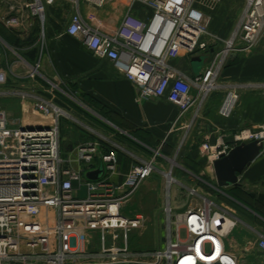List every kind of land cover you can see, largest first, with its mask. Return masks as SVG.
<instances>
[{
	"label": "built area",
	"instance_id": "obj_1",
	"mask_svg": "<svg viewBox=\"0 0 264 264\" xmlns=\"http://www.w3.org/2000/svg\"><path fill=\"white\" fill-rule=\"evenodd\" d=\"M8 1L10 15L1 18V23L10 30L21 24L16 14L21 7L43 25L46 7L56 0ZM68 1L75 11L65 33L78 38L95 57L111 62L134 86L137 102L166 99L176 106L179 114L172 128L195 108L181 144L187 139L204 100L221 88L219 77L230 58L251 52L264 33V0H243L242 14L227 39L208 32V22L194 7V0H130L132 4L148 8L150 16L140 17L128 12L112 35L100 32L79 13L81 1L100 9L106 0ZM202 37L219 46L213 50L204 71L190 78L170 62L197 51H207L209 45L200 42ZM38 69V64L32 67L28 78L35 80ZM242 88L244 86L226 87L219 108L222 117L231 114ZM7 99L30 100L31 107L22 109L20 117H12L0 104V264H241L225 247L224 241L235 224L229 213L217 202L204 199L201 206L173 215L169 205L170 181L167 182L162 242L165 248L140 254L129 249L127 234L140 226L141 219L126 218L119 210L154 173L155 159L163 157L160 150L168 137L153 151V158L140 159L129 153L135 163L117 184L112 181L113 177L121 175L117 152H124L117 144L101 137L100 143L94 140L77 145L74 158L63 160L60 121L70 119L69 113L52 99L8 86L7 74L0 69V101ZM23 112L39 117L40 122L32 117L25 119ZM246 141L257 142L262 146L260 154L264 153V124L237 132L230 145L225 144L223 138L211 144L205 136L200 149L210 167L227 148ZM103 145L106 152L101 155ZM97 156L103 173L98 180L91 181L85 175ZM73 163L78 165L77 169L65 167ZM82 188L85 196L78 197ZM215 216L231 222L227 233L213 227ZM93 234L99 236L98 251L90 249ZM120 234H123L122 244L118 243ZM107 238L111 243H106ZM255 246L264 264L263 233L257 234Z\"/></svg>",
	"mask_w": 264,
	"mask_h": 264
},
{
	"label": "crops",
	"instance_id": "obj_2",
	"mask_svg": "<svg viewBox=\"0 0 264 264\" xmlns=\"http://www.w3.org/2000/svg\"><path fill=\"white\" fill-rule=\"evenodd\" d=\"M244 5L243 0H221L218 3L194 0V7L204 14L208 22V32L220 39L230 36ZM10 6L8 0H0V30L4 32L0 33V69L7 74L8 86L46 99L56 100L60 96L68 100L72 98L87 114L101 119L119 134L137 131L151 143L162 142L166 137L174 142L181 140L187 131L186 125L194 116L195 108L187 112L172 128L179 114L176 106L166 99L137 102L134 86L124 79L111 62L95 57L78 38L65 33L75 11L71 2L56 0L46 7L43 25L21 7L16 13L21 21L20 26L9 30L3 26L1 18L10 15ZM128 12L140 17H149L151 14L148 8L132 4L130 0H106L100 9L84 1L79 4L82 18L100 32L109 35L116 32ZM200 42L207 43L209 49L178 57L170 62L175 69L190 78L204 71L212 59L213 50L219 46L212 44L205 37H202ZM4 45L16 50V53H13L18 60H12L8 64L11 58L8 57L9 53L4 51ZM37 64L38 77L31 80L28 78V72ZM218 82L221 88L207 96L189 130L187 139L192 143L203 142L206 136L211 144L223 138L224 143L230 145L233 135L237 132L255 129L264 124V33L251 52L230 58ZM228 85L244 88L239 90V99L231 114L222 117L219 108ZM2 105L7 106L10 114L15 112L16 117H20L22 109L31 107V101L7 99ZM23 117L27 120L32 117L40 122L39 117L32 116L29 112H23ZM72 137H64V141H67L64 148L61 141L60 154L63 160L74 158L77 145L94 141L78 136L73 144ZM109 141L117 144L115 138ZM105 145L102 146L101 155L106 152ZM129 153L117 152L121 175L112 178L114 183L120 184L122 176L134 164ZM99 159L97 156L92 165L86 167L87 173L100 168ZM65 167L77 169L78 165L73 163ZM208 168V177L216 185L213 166ZM238 183L239 187L220 189L222 194H227L221 198L220 203L235 223L224 241L225 247L241 264H261L262 258L255 244L257 234H264V153L245 169ZM81 191L84 189L78 191V197ZM228 239L230 240L226 243Z\"/></svg>",
	"mask_w": 264,
	"mask_h": 264
},
{
	"label": "rangeland",
	"instance_id": "obj_3",
	"mask_svg": "<svg viewBox=\"0 0 264 264\" xmlns=\"http://www.w3.org/2000/svg\"><path fill=\"white\" fill-rule=\"evenodd\" d=\"M0 33L4 32L0 30ZM4 46L6 47H4V51L7 52L6 54L9 53L8 57L11 58L8 64L12 60H18L13 53H16V50L9 46ZM69 100L63 96L53 100L71 116L70 119L62 118L60 121L63 148L64 144H67V141H64V137L67 139L73 136L71 138L72 143L78 136L84 137V140H97L99 143L102 142L101 137H105L109 140H114L115 138L117 146L124 150L123 153L130 152L140 159L154 157L155 153L153 151H157L156 149L161 142H148L137 131L129 134H119L117 130L113 129V127L111 128L101 119L87 114L72 98ZM0 104H4V101H0ZM16 114L13 112L11 116L16 117ZM181 142V140L174 142L172 139L166 141L160 150V154L163 157H156L155 159L156 169L154 173L121 205L119 213L122 216L129 219L134 217L141 219L140 226L127 234V245L133 252L140 254L153 252L158 248L162 250L165 248L162 242L165 237L164 224L166 222L165 209L167 208L166 190L167 182H169L168 178L171 180L169 205L173 215L183 213L186 209L193 208L196 205L201 206L204 199L210 202H217L221 206V198L227 196L225 193L222 196L220 189H217L215 183L208 177L206 169H209V163L206 155L200 149L203 142L192 143L188 139L184 140L182 144ZM68 143L70 142L68 141ZM219 192H221V195H219ZM84 196L85 191H81L80 197ZM230 197L234 198L232 195ZM222 208L225 210L224 206ZM213 211H218V209L213 208ZM226 222L224 221V224L220 227L223 230L227 226ZM182 237H184V233H182ZM119 239L118 243L122 244L123 234H120ZM106 243H111L110 238H107ZM99 245V236L93 234L90 243L91 251H98L100 249Z\"/></svg>",
	"mask_w": 264,
	"mask_h": 264
},
{
	"label": "water",
	"instance_id": "obj_4",
	"mask_svg": "<svg viewBox=\"0 0 264 264\" xmlns=\"http://www.w3.org/2000/svg\"><path fill=\"white\" fill-rule=\"evenodd\" d=\"M261 150L262 146L255 141H246L234 148H227L225 154L213 162L217 189L239 187L240 176L259 157ZM102 173V168H99L88 172L85 177L95 181L102 176Z\"/></svg>",
	"mask_w": 264,
	"mask_h": 264
},
{
	"label": "bare ground",
	"instance_id": "obj_5",
	"mask_svg": "<svg viewBox=\"0 0 264 264\" xmlns=\"http://www.w3.org/2000/svg\"><path fill=\"white\" fill-rule=\"evenodd\" d=\"M172 162V161H171ZM173 166V165H172ZM169 181H171L169 178H168ZM224 221H227V226L226 228L223 230L222 228H220L222 226V224H224ZM212 225L214 228H216L218 230V232L220 233H227L229 231V229L231 228L232 224L231 222L228 220V219H224V218H221L219 216H215L212 220Z\"/></svg>",
	"mask_w": 264,
	"mask_h": 264
}]
</instances>
